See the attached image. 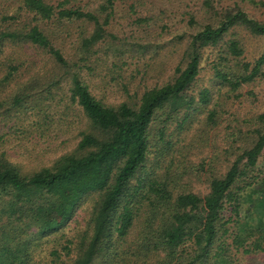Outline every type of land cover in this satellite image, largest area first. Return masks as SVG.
Masks as SVG:
<instances>
[{
	"label": "trees",
	"instance_id": "16d2710c",
	"mask_svg": "<svg viewBox=\"0 0 264 264\" xmlns=\"http://www.w3.org/2000/svg\"><path fill=\"white\" fill-rule=\"evenodd\" d=\"M10 1L0 264H264V48L245 37L264 0H195L177 26L149 0ZM122 5L136 34L118 37Z\"/></svg>",
	"mask_w": 264,
	"mask_h": 264
},
{
	"label": "rangeland",
	"instance_id": "374dc122",
	"mask_svg": "<svg viewBox=\"0 0 264 264\" xmlns=\"http://www.w3.org/2000/svg\"><path fill=\"white\" fill-rule=\"evenodd\" d=\"M149 1L151 2V4L147 5L146 8H148L150 12L156 13L159 10H163L168 15V17H165L164 21L167 22L169 25L174 24V26H177L180 24L181 22L180 20L182 19L181 12H183L186 9V7H184V4L191 5L192 1L195 0H149ZM232 1H239V0H222L221 3L225 2V4H227V3H231ZM6 6H9L7 10H11L15 6V3L10 0H0V11L3 8H6ZM244 6L250 8L249 5L244 4ZM121 8L115 14L116 19L112 22V26L110 27V32L118 37H125L130 34H136L135 32L136 27L131 23V20L129 19V17L132 16V14H127V11L123 10V5L121 6ZM119 15L122 17H120ZM245 37H246V50L249 52V55H256L259 51H261L264 48V38H252L249 36H245ZM164 38H166L165 34H164ZM205 57H206V53L202 52L200 55L201 60H204ZM97 73H98V69H96L95 75L86 76L87 78L91 79L93 91H95L97 94L99 93L102 94L108 101L120 100L123 95L120 93L117 85H114L115 82L114 84L112 82H108V84L102 86L101 85L102 82L100 81L101 79H99L100 75H97ZM100 74L103 75L104 72ZM106 79L107 77H105V80ZM66 138L67 136L62 134L61 136H59V138H57V140L53 141L50 144V147L54 148L58 152L67 149L68 147H70L71 142L69 141L63 143L61 142V140ZM11 144H14V142ZM11 144L10 146L13 147V145ZM201 150L202 151L199 157L201 156V154H205L207 152L206 148H203ZM20 154H22V149H18V152L16 150L15 155L13 156L19 158ZM26 160L29 161V159ZM204 177L205 175H203L202 173L201 180L204 179ZM197 186L201 190L203 189L202 185L198 184Z\"/></svg>",
	"mask_w": 264,
	"mask_h": 264
}]
</instances>
